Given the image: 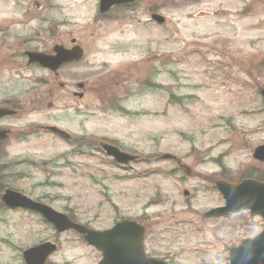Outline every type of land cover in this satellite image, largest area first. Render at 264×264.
Instances as JSON below:
<instances>
[{
	"label": "flooded vegetation",
	"instance_id": "flooded-vegetation-1",
	"mask_svg": "<svg viewBox=\"0 0 264 264\" xmlns=\"http://www.w3.org/2000/svg\"><path fill=\"white\" fill-rule=\"evenodd\" d=\"M113 1L94 0L93 21L103 32L90 33L84 38H77L71 29L68 30L67 15L59 12L65 7L55 0L0 1V8L7 14L0 19V158L6 159L10 152L17 150L33 151L34 155L19 154L18 161L0 162V214L20 215L33 221V226L23 232L17 228L16 241L7 242L13 237L10 232L6 239H0V264H75L65 261L64 255H91L95 257L94 264H150L153 260L177 264L173 254L157 246L160 236L156 233L163 230H154L150 215L131 218L117 215L108 225H96L97 219L93 220L90 215L88 218L68 209L58 211L47 198H36L12 188L8 182L15 180L11 170L16 167L28 169L29 174H24L23 178L32 180L53 161H61L58 165L70 170L75 167L70 159L78 158L96 170L88 172V177L104 166L117 172V179L128 180L147 174L149 168L159 165L158 172L166 179L187 185L188 188H181L186 202L201 192L219 199L218 205L202 213L203 219L214 222L239 215L251 217L249 211L228 213L215 219L206 218L205 213L224 205L218 184L237 186L249 182L247 192L252 197L260 195V187L264 186V158L257 159L255 150L264 145V139L250 150L249 162L253 165L233 181L224 175L228 171L221 163L223 154L209 157L208 163L216 170L207 173L201 171L199 165L205 160H197L198 150L193 145L185 146V151L179 154L159 150L145 152L147 150L141 145H152L155 140L152 129L142 130L141 135L146 139L137 143L132 140L133 136L122 141L115 135L86 130L74 134L72 128L75 121L88 125L91 120H152L159 116L167 121L171 107L185 111L186 101L195 100L196 104L198 99L190 94L182 97L171 93L170 65L173 62L187 64L194 57L198 61L193 60V63L205 66L201 73L220 80V84L217 83L220 89L232 97L230 103L235 106L225 120L234 116L233 112L239 116L264 115V54L250 65L248 62L225 63L233 59L228 50L222 49H186L177 59L170 58L167 47L153 49L155 31L167 46L171 37L179 36V30H187L181 27L171 32V13L186 12L181 24L194 27L188 29L189 38L217 40L222 38L217 28L223 27L233 37L235 18L264 13V0H115L108 9L99 8L100 3L106 7ZM60 18L65 19V25ZM109 26L115 30L116 42L106 50L91 54L89 45L95 36L108 37L111 34ZM130 39L131 42H125ZM36 56L51 57L52 68L35 62ZM218 57L221 59L217 60ZM200 85L191 83L188 86L200 90ZM153 101L160 111H153ZM250 102L255 103L252 110L247 107ZM218 117L219 114L215 120H219ZM167 131L166 123L163 135ZM39 152L54 155L43 159L37 154ZM139 166L147 167L139 171ZM42 207L49 209L50 216L66 219L59 217L58 226L43 217ZM170 215L168 226L164 228L166 232L171 226L184 222L177 213ZM0 223L9 228L6 220L0 218ZM122 223L134 227L125 224L123 231L122 227L112 231ZM177 227L173 231L178 230ZM43 230L48 233L45 238H42ZM59 254L60 260L56 261Z\"/></svg>",
	"mask_w": 264,
	"mask_h": 264
},
{
	"label": "rangeland",
	"instance_id": "rangeland-1",
	"mask_svg": "<svg viewBox=\"0 0 264 264\" xmlns=\"http://www.w3.org/2000/svg\"><path fill=\"white\" fill-rule=\"evenodd\" d=\"M10 2V0H0ZM26 1V0H25ZM65 9L59 10L62 16L67 15L66 23L68 30L71 29L74 36L84 38L90 33L99 34L103 32L97 22L93 21L95 13L94 0H55ZM238 0H235V2ZM2 7V5H0ZM189 10L188 12H192ZM186 12L170 14V29L186 27L187 30H179L178 37H171L168 45H164L161 39L154 32L153 49L161 50L168 48L171 59H177L178 54L186 49L228 50L233 62L230 64H253L264 54V13L252 14L234 20L233 37L223 27L217 28L222 38L217 40H194L189 38L188 29L191 25L181 24ZM7 14L0 8V19ZM65 25V19L60 18ZM111 26L108 27V30ZM108 32V31H107ZM111 34L103 39L95 36V40L89 45L90 53H98L106 50L116 42V34L113 27ZM226 39V40H223ZM132 39L125 42H131ZM139 43V41H134ZM203 53V52H202ZM208 57H211L209 55ZM221 58H217L220 60ZM198 61L196 57L190 58L187 64L173 62L170 65V87L171 93L188 96L194 95V101H186L181 108L171 107L170 117L167 121L161 117H154L152 120H141L138 118L125 120L123 118L108 120H91L88 125H80L74 122L72 132L81 134L82 130L96 134L115 135L122 141L129 140L127 136H133L132 140L137 143L143 142L146 136L141 131L152 129L155 134L153 144H142L143 149L148 151L159 150L175 152L179 154L185 151V146L193 145L198 150V159L205 160L200 163L201 171L211 173L216 169L208 163L210 156L223 154L221 163L228 171L229 179L236 181L240 176L247 173V167L253 165L249 162L250 150L254 145L264 139V115L250 113L239 116L235 112L231 118L225 120L226 114H231L234 104L230 103L231 95L220 89V80L205 77L201 69L205 66L193 63ZM189 79H187V78ZM216 80V81H215ZM215 81V85H214ZM191 83L201 84L200 90L188 86ZM218 83V84H217ZM238 96V94H237ZM236 99V98H235ZM234 99V100H235ZM153 111H160V108L153 101ZM254 102L247 107L253 109ZM219 114L218 119L215 116ZM167 123L168 131L164 134L163 129ZM186 137H190L185 140ZM157 140V141H156ZM247 144V147L244 145ZM210 151L209 155H205ZM19 154L34 156L33 151H13L6 159L0 162H12L17 160ZM43 159L52 157V152H39ZM75 167L65 170L58 164L61 161L50 163L46 169L33 177L32 180H25L23 175L29 174V170L23 167H16L11 170L15 180L11 179L8 184L18 190L33 194L34 197L47 198L46 201L58 211L65 209L72 210L78 214L89 215L93 220L97 219L96 225H108L114 216L137 217L142 214L150 215L155 231H162L165 234L156 233L160 236L156 244L161 250H166L174 255L177 264H227L226 250L231 246H237L245 239L256 236L261 230V221L258 218L248 215H239L227 220L208 221L202 218V213L220 203L214 195L207 192L196 193L194 198L186 202L181 194V188H188L187 185L176 184L173 179H166L160 171V166L155 165L149 168L147 174L117 179V172L106 167H100L98 173L88 177V172L95 173L94 167L78 158L70 159ZM143 169L147 166H142ZM142 167H138L141 171ZM154 173H151V172ZM32 173V172H31ZM118 174V173H117ZM93 178V179H92ZM115 209V210H114ZM177 213L184 222L180 226H171L169 231H164L168 226L170 214ZM0 218L8 222V227L0 223V239H6V234L11 233L12 239L7 242L16 241L17 232H21L33 226V221L20 215H3ZM178 228L174 230L173 228ZM19 228V230L17 229ZM48 236L43 230L42 238ZM65 261L75 264L95 263V257H76L75 255H64ZM60 260V254L56 257Z\"/></svg>",
	"mask_w": 264,
	"mask_h": 264
},
{
	"label": "water",
	"instance_id": "water-1",
	"mask_svg": "<svg viewBox=\"0 0 264 264\" xmlns=\"http://www.w3.org/2000/svg\"><path fill=\"white\" fill-rule=\"evenodd\" d=\"M110 3V2H109ZM103 7L102 3H100L101 9L107 8ZM35 62H38L40 65H44L47 67H51V58L45 57H35ZM257 157H264V147L257 149L256 151ZM245 185H240L237 187H223L220 188V192L225 200V207L217 210H213L208 213L210 217H219L224 215L227 212H239L243 210H250L253 215H258L264 222V187L260 188V192L262 193L260 199H252L251 197H246L243 195ZM43 215L50 219L52 223L58 225L59 217L50 216L48 214L49 209L42 207ZM51 212V211H50ZM125 224L133 226V224L122 223L121 225H117L112 231H119ZM70 226V225H69ZM134 227V226H133ZM229 252V264H264V229L262 233H260L256 238L252 240H246L242 243L241 246L237 248H232L228 250ZM150 264H160V263H150Z\"/></svg>",
	"mask_w": 264,
	"mask_h": 264
}]
</instances>
